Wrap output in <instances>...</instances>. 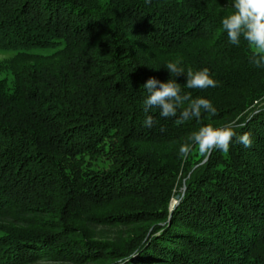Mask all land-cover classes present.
Segmentation results:
<instances>
[{
	"label": "trees",
	"instance_id": "16d2710c",
	"mask_svg": "<svg viewBox=\"0 0 264 264\" xmlns=\"http://www.w3.org/2000/svg\"><path fill=\"white\" fill-rule=\"evenodd\" d=\"M230 7V0H0V50L20 54L13 87L0 80V264L83 252L101 243H66L68 221L104 218L132 224L126 238L107 243V264H261L264 67L249 63L245 41L229 42L221 18ZM177 58L185 72L207 67L218 81L189 89L186 74L172 75L182 94L210 100L214 116L202 110L177 123L180 110L169 118L143 111L142 85L153 76L166 82V64ZM230 121L242 125L237 135L252 133L250 148L234 138L228 153L181 157L194 131ZM102 205L115 210L91 212ZM49 214L62 218L60 232L41 222Z\"/></svg>",
	"mask_w": 264,
	"mask_h": 264
},
{
	"label": "clouds",
	"instance_id": "9594fccd",
	"mask_svg": "<svg viewBox=\"0 0 264 264\" xmlns=\"http://www.w3.org/2000/svg\"><path fill=\"white\" fill-rule=\"evenodd\" d=\"M232 11L221 18V26L227 33L229 42L234 46H240L241 41L247 43L250 51L249 63L256 67H264V0H230ZM182 60L177 58L166 64L170 78L164 82L156 77H149L142 85L146 90V97L143 101V111L148 113L150 109H159L161 117H176L179 111L177 123H183L193 117L199 119L202 110L215 115L217 109L208 99L197 97L192 98L189 94H182L181 84L175 79L181 74H186L184 86L189 89H206L218 86V81L213 74L205 67L196 71L191 68L185 72L181 67ZM175 74V78L172 75ZM186 105V107H185ZM155 121L152 115H147L144 125L153 127ZM236 121H230L221 126L207 123L194 131L188 141L181 145L179 151L181 157L187 159L195 149L203 157L209 155L213 150H220L228 153L230 145L235 138L245 148L253 144L252 133L244 132L237 135ZM135 257V254L126 259Z\"/></svg>",
	"mask_w": 264,
	"mask_h": 264
},
{
	"label": "rangeland",
	"instance_id": "374dc122",
	"mask_svg": "<svg viewBox=\"0 0 264 264\" xmlns=\"http://www.w3.org/2000/svg\"><path fill=\"white\" fill-rule=\"evenodd\" d=\"M31 52L38 51L32 50ZM38 54L44 55L43 53ZM18 56H20V54L18 55L17 52L0 50V80H6L9 87H13L15 81L14 66L17 63V58H19ZM22 59L28 61L24 57ZM181 192L183 193L179 195L182 196V194H184L185 192V188H182ZM177 202V199L173 198L172 206ZM112 210H115L114 206L102 205L94 210H91V212L94 211L95 214L102 216V214H105ZM104 219L93 220L92 222H85L80 220L72 222L68 221V225L72 227L70 229L71 231L62 234L61 237L63 240L65 239L66 243L76 244L77 248H79V245L77 243L82 239L93 243L95 242L94 244H96L97 242L101 244L90 245L85 249V251L80 253H77V249L72 248L74 250H72L67 256L58 254L60 251L56 252L57 254L55 255V257L51 256L50 254L42 255L37 259L31 258L29 259V262H25L24 264H107L108 262H102V259L105 257L104 252L106 250L109 251L108 249H110L108 248L110 244L107 245V243H111V246L113 247L114 242H119L121 241V239L126 238L127 235L125 236V234H127L126 232L128 231V229L132 228V224L128 225L129 228H125L117 226L116 224H109V222H106ZM61 221L62 218H60L58 214H49V216L41 220L44 225L47 223L49 224L48 226H50V229L58 232L61 231V229L58 228V224ZM133 235L135 234H129L128 239L132 238ZM100 247H103L104 249ZM256 252L259 255V257L257 256L259 259L264 258V246H258V250ZM88 253H94L95 255L93 257L86 258V254ZM95 257H97V260ZM258 261L261 262V264H264V260Z\"/></svg>",
	"mask_w": 264,
	"mask_h": 264
},
{
	"label": "water",
	"instance_id": "95a60500",
	"mask_svg": "<svg viewBox=\"0 0 264 264\" xmlns=\"http://www.w3.org/2000/svg\"><path fill=\"white\" fill-rule=\"evenodd\" d=\"M180 197H181V195H177V196H176V199H180Z\"/></svg>",
	"mask_w": 264,
	"mask_h": 264
},
{
	"label": "bare ground",
	"instance_id": "6f19581e",
	"mask_svg": "<svg viewBox=\"0 0 264 264\" xmlns=\"http://www.w3.org/2000/svg\"><path fill=\"white\" fill-rule=\"evenodd\" d=\"M209 155H210V154H209ZM209 155H208V156H209ZM178 195H179V194H178ZM176 196H177V195H176ZM177 201H179V199H177ZM177 203H178V202H177Z\"/></svg>",
	"mask_w": 264,
	"mask_h": 264
}]
</instances>
